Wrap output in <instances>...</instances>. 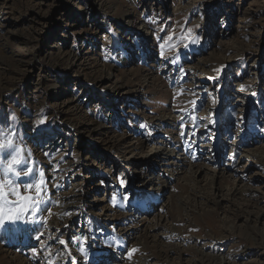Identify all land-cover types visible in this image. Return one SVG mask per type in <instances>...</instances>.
<instances>
[{
    "label": "rangeland",
    "instance_id": "1",
    "mask_svg": "<svg viewBox=\"0 0 264 264\" xmlns=\"http://www.w3.org/2000/svg\"><path fill=\"white\" fill-rule=\"evenodd\" d=\"M0 126V264H264V0H0Z\"/></svg>",
    "mask_w": 264,
    "mask_h": 264
},
{
    "label": "snow or ice",
    "instance_id": "2",
    "mask_svg": "<svg viewBox=\"0 0 264 264\" xmlns=\"http://www.w3.org/2000/svg\"><path fill=\"white\" fill-rule=\"evenodd\" d=\"M187 33V40L189 43H198V38L192 35L191 29H188ZM185 46H187V44H185ZM172 62L175 63L176 61L173 60ZM192 103L195 104L196 102L192 101ZM191 119L194 123L195 117H191ZM180 127L182 129L181 136L183 138L186 135V132L183 130V123H181ZM17 151H19V149H17ZM6 152H8V157L12 155L11 151L9 152L8 149L0 150V164H3L4 161L7 160V158H5ZM20 165H24L23 169H18ZM27 165L28 161L23 157L22 162L19 164L14 162L9 165V172L13 173L10 175V178L5 179L3 176H0V228L21 221L22 217L24 218V223H39L37 217L45 210L44 205L46 201L43 199L45 181L41 178L32 183L25 181L22 185L19 182L21 176L29 177L34 171ZM17 169L19 175L14 174V170ZM21 187L29 194L23 195L19 192ZM33 192L35 195L31 194ZM11 197H15V200L13 201ZM113 199L115 200L116 197L114 196ZM64 214L70 215V213ZM85 240L86 237L83 236L74 238V243L78 242L81 251L84 250ZM58 242L62 245H66V241L63 239H59ZM58 254L59 253H57V255ZM54 260L55 257L53 261H50V264H54Z\"/></svg>",
    "mask_w": 264,
    "mask_h": 264
},
{
    "label": "clouds",
    "instance_id": "3",
    "mask_svg": "<svg viewBox=\"0 0 264 264\" xmlns=\"http://www.w3.org/2000/svg\"><path fill=\"white\" fill-rule=\"evenodd\" d=\"M12 119L15 120L16 117L13 114ZM3 128V126H0ZM8 149L11 150L12 155L4 161L3 164H0V176H3L5 179L10 178V175L13 173L9 172V165L13 164L14 162L19 164L22 162L23 158V151L24 149L20 143L16 140L14 134L9 132L6 129V133L0 134V150ZM19 149V151H17ZM14 174L19 175L18 169L14 170Z\"/></svg>",
    "mask_w": 264,
    "mask_h": 264
},
{
    "label": "bare ground",
    "instance_id": "4",
    "mask_svg": "<svg viewBox=\"0 0 264 264\" xmlns=\"http://www.w3.org/2000/svg\"><path fill=\"white\" fill-rule=\"evenodd\" d=\"M101 80H102V78H101ZM217 149V148H216ZM215 151V150H214ZM217 151V150H216ZM214 153V152H213ZM159 154V151L158 150H156L154 153H153V155L150 157V159H153V158H155L157 155ZM150 159H143V162L145 163V162H147V161H149ZM264 238V237H263Z\"/></svg>",
    "mask_w": 264,
    "mask_h": 264
}]
</instances>
